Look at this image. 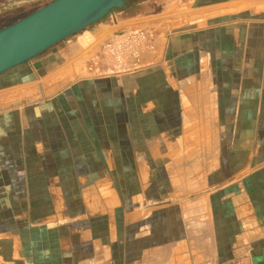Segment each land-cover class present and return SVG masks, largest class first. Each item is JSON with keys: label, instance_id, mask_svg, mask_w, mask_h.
<instances>
[{"label": "crops", "instance_id": "obj_1", "mask_svg": "<svg viewBox=\"0 0 264 264\" xmlns=\"http://www.w3.org/2000/svg\"><path fill=\"white\" fill-rule=\"evenodd\" d=\"M125 2L0 75V264H264V0Z\"/></svg>", "mask_w": 264, "mask_h": 264}, {"label": "water", "instance_id": "obj_2", "mask_svg": "<svg viewBox=\"0 0 264 264\" xmlns=\"http://www.w3.org/2000/svg\"><path fill=\"white\" fill-rule=\"evenodd\" d=\"M125 0H53L0 29V75L102 20Z\"/></svg>", "mask_w": 264, "mask_h": 264}, {"label": "rangeland", "instance_id": "obj_3", "mask_svg": "<svg viewBox=\"0 0 264 264\" xmlns=\"http://www.w3.org/2000/svg\"><path fill=\"white\" fill-rule=\"evenodd\" d=\"M23 0H0V17L10 15L18 10L27 11L36 6L51 2L52 0H32L28 4H21ZM140 1V0H137Z\"/></svg>", "mask_w": 264, "mask_h": 264}, {"label": "trees", "instance_id": "obj_4", "mask_svg": "<svg viewBox=\"0 0 264 264\" xmlns=\"http://www.w3.org/2000/svg\"><path fill=\"white\" fill-rule=\"evenodd\" d=\"M47 4H45V5H47ZM42 7L43 6H36V7L31 8V9H28L27 11H20V12L11 14V15L0 17V29L6 27V26L18 21V20L23 19L24 17L30 15L31 13L37 11L38 9H40Z\"/></svg>", "mask_w": 264, "mask_h": 264}, {"label": "built area", "instance_id": "obj_5", "mask_svg": "<svg viewBox=\"0 0 264 264\" xmlns=\"http://www.w3.org/2000/svg\"><path fill=\"white\" fill-rule=\"evenodd\" d=\"M120 48H121V47H119V49H120ZM120 56H121L120 54H117V55H116V60H117L118 62L120 61V58H121Z\"/></svg>", "mask_w": 264, "mask_h": 264}]
</instances>
